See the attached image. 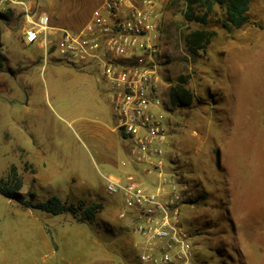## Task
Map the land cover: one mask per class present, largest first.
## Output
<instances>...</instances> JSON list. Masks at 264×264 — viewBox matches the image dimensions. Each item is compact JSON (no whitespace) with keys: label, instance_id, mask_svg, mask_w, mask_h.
Wrapping results in <instances>:
<instances>
[{"label":"rangeland","instance_id":"1","mask_svg":"<svg viewBox=\"0 0 264 264\" xmlns=\"http://www.w3.org/2000/svg\"><path fill=\"white\" fill-rule=\"evenodd\" d=\"M101 1L34 0L32 10L76 29ZM185 8L172 0L161 28L160 73L170 85L164 171L186 185L181 215L197 264H264V0H251L249 22L231 32L223 7L207 23L187 21ZM7 12L0 18V178L15 166L20 191L34 203L56 195L103 208L94 221H80L0 192V264H65L75 251L85 263L138 264L118 198L105 187L108 175L135 167L104 76L95 65L26 44L24 12ZM197 28L216 34L193 54L185 35ZM180 76L195 93L189 106L171 100ZM143 168L137 173L147 179Z\"/></svg>","mask_w":264,"mask_h":264},{"label":"built area","instance_id":"2","mask_svg":"<svg viewBox=\"0 0 264 264\" xmlns=\"http://www.w3.org/2000/svg\"><path fill=\"white\" fill-rule=\"evenodd\" d=\"M172 0H102L76 29L54 25L34 0H0V12L19 8L26 16L23 41L58 50L74 63L100 69L108 84L116 127L128 140L133 171L108 175L106 190L116 196L118 217L128 224L138 264H197L181 210L182 178L164 171L169 99L160 64L161 28ZM171 160L173 155L169 156ZM141 166L142 179L137 173Z\"/></svg>","mask_w":264,"mask_h":264},{"label":"trees","instance_id":"3","mask_svg":"<svg viewBox=\"0 0 264 264\" xmlns=\"http://www.w3.org/2000/svg\"><path fill=\"white\" fill-rule=\"evenodd\" d=\"M184 2L186 7L184 18L187 21L209 22L215 6L218 5L225 9L226 16L222 19V25L229 32L233 30V27L241 28L249 22L248 12L251 0H184ZM9 13L0 12V18L9 17ZM215 34V31L205 28L193 29L185 35L186 47L191 53L198 54L200 50L207 48ZM187 82L185 76H180L171 89V100L174 104L189 106L193 103L194 93L186 86ZM22 187L23 181L15 166L11 168L7 179L0 178V192L7 197L16 199L26 207L39 208L55 215L72 212L78 216L80 221H94L97 213L103 208L102 204L98 202L88 205L83 202L68 203L56 195L50 196L46 201L34 203L22 194L20 191Z\"/></svg>","mask_w":264,"mask_h":264},{"label":"crops","instance_id":"4","mask_svg":"<svg viewBox=\"0 0 264 264\" xmlns=\"http://www.w3.org/2000/svg\"><path fill=\"white\" fill-rule=\"evenodd\" d=\"M194 98H195V93H194ZM115 129H117V127H115ZM43 229H44V232L47 234L48 233V229H46L45 226L43 227ZM49 231H50L51 234L54 233V230H51V228L49 229ZM52 238H53V236H52ZM82 253H83L82 251L81 252L80 251L79 252L75 251L69 257L68 256H64L63 260H64L65 264H94L92 261H90L88 263L82 262V256L84 255ZM127 258H129L128 255H127Z\"/></svg>","mask_w":264,"mask_h":264}]
</instances>
